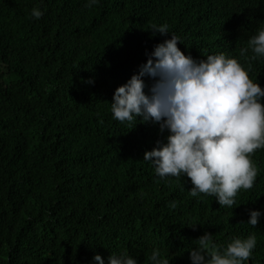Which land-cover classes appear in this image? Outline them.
<instances>
[{
  "label": "trees",
  "instance_id": "obj_1",
  "mask_svg": "<svg viewBox=\"0 0 264 264\" xmlns=\"http://www.w3.org/2000/svg\"><path fill=\"white\" fill-rule=\"evenodd\" d=\"M163 24L186 55L246 63L264 0H0V264H92L96 254L107 264L125 250L151 264L154 248L191 264L206 232L219 249L255 233L245 264H264V216L247 223L264 212V149L251 157L254 187L220 207L192 197L187 176L161 180L143 160L168 135L159 125L113 119L115 90L171 38L152 31ZM252 64L264 87V58Z\"/></svg>",
  "mask_w": 264,
  "mask_h": 264
},
{
  "label": "clouds",
  "instance_id": "obj_2",
  "mask_svg": "<svg viewBox=\"0 0 264 264\" xmlns=\"http://www.w3.org/2000/svg\"><path fill=\"white\" fill-rule=\"evenodd\" d=\"M96 3L89 0V6ZM43 15L39 6L31 9L33 18ZM152 31L171 38L146 53V63L115 90L110 103L113 119L159 125L161 133H168L166 139L158 140L143 156L156 176L161 180L187 176L192 197L215 196L220 207L233 208L239 191L254 187L258 169L251 157L264 149V87L250 78L252 61L264 58V26L248 40L244 52L253 55L246 63L224 52L197 60L181 50V36L170 32L167 24L153 25ZM249 215L247 223L255 228L264 212L252 210ZM194 243L191 264H245L253 257L257 236L234 237L219 249L213 234L206 232ZM150 261L169 264L158 248ZM92 264L106 261L96 254ZM107 264L138 261L125 250L112 253Z\"/></svg>",
  "mask_w": 264,
  "mask_h": 264
}]
</instances>
